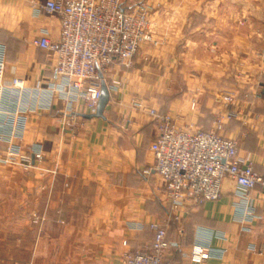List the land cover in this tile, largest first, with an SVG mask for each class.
<instances>
[{
    "label": "crops",
    "instance_id": "1",
    "mask_svg": "<svg viewBox=\"0 0 264 264\" xmlns=\"http://www.w3.org/2000/svg\"><path fill=\"white\" fill-rule=\"evenodd\" d=\"M44 1L0 0L6 80L16 75L35 86L56 77V55L35 42L45 30L52 40L60 34L58 16L37 9ZM148 1L153 41L142 43L132 66H112L107 78L122 79L123 87L110 92L102 116L86 117L94 112L80 105L64 124L60 97L28 112L21 143L43 145V170L0 171V264H118L127 250L152 244V222L167 226L166 264H264V188L253 189L248 219L231 179L218 200L172 209L154 170L156 123L133 105L142 100L182 127L204 130L222 116L220 132L236 137L240 153L264 174V0H253L249 11L237 0L231 27L210 0ZM7 145L0 140V149ZM34 213L43 221L34 222ZM198 241L226 251L192 261Z\"/></svg>",
    "mask_w": 264,
    "mask_h": 264
},
{
    "label": "built area",
    "instance_id": "2",
    "mask_svg": "<svg viewBox=\"0 0 264 264\" xmlns=\"http://www.w3.org/2000/svg\"><path fill=\"white\" fill-rule=\"evenodd\" d=\"M37 9L57 15L60 21L58 40H52L45 30L35 41L56 55L55 79L35 86L27 85L24 78L16 75L6 80L7 47L0 43V140L8 143L0 149V164L19 166L25 171L43 170L41 163L45 158L41 143H34L29 149L21 143L28 112L50 108L56 97L67 103L64 124H72L69 117L80 105L96 112L103 82L110 92L123 87L122 79L107 78L112 66H132L142 43L153 41V5L148 0H46ZM224 98L229 103L234 100L231 94ZM6 101L9 104L4 107ZM11 101L16 102L15 107H10ZM133 105L147 110L156 123L158 134L150 147L155 156L154 170L164 182L172 209L218 200L223 180L231 179L237 185L243 218L254 217L251 193L258 185L264 188V174L254 169L250 156L240 153L236 137L220 132L224 126L222 116L215 121L214 129L204 130L182 127L170 113L148 108L142 100ZM43 219L38 213L33 214L34 222ZM150 227L155 233L152 244L127 250L118 264H166L170 246L167 226L152 222ZM202 242L192 246V261L201 262L226 251Z\"/></svg>",
    "mask_w": 264,
    "mask_h": 264
},
{
    "label": "rangeland",
    "instance_id": "3",
    "mask_svg": "<svg viewBox=\"0 0 264 264\" xmlns=\"http://www.w3.org/2000/svg\"><path fill=\"white\" fill-rule=\"evenodd\" d=\"M210 10H217V12H222L228 14L230 27L234 25L239 16L240 9L237 5V0H210ZM240 1V0H239ZM245 3V7L249 9L252 8L253 0H242ZM232 116V115H231ZM230 116V117H231ZM16 169L12 165H0V171H14ZM27 202V201H26Z\"/></svg>",
    "mask_w": 264,
    "mask_h": 264
},
{
    "label": "water",
    "instance_id": "4",
    "mask_svg": "<svg viewBox=\"0 0 264 264\" xmlns=\"http://www.w3.org/2000/svg\"><path fill=\"white\" fill-rule=\"evenodd\" d=\"M109 98H110V91H109L106 83L103 82V84H102V95H101L100 102H99V105H98L96 112L91 113V114H87L85 116L86 117L102 116L104 108H105L107 102L109 101Z\"/></svg>",
    "mask_w": 264,
    "mask_h": 264
}]
</instances>
